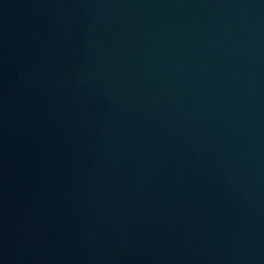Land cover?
Segmentation results:
<instances>
[{
    "label": "water",
    "instance_id": "95a60500",
    "mask_svg": "<svg viewBox=\"0 0 264 264\" xmlns=\"http://www.w3.org/2000/svg\"><path fill=\"white\" fill-rule=\"evenodd\" d=\"M0 264H264V0H0Z\"/></svg>",
    "mask_w": 264,
    "mask_h": 264
}]
</instances>
